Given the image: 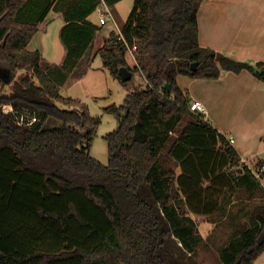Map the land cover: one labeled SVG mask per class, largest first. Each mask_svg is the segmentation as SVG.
Here are the masks:
<instances>
[{"label": "trees", "instance_id": "obj_1", "mask_svg": "<svg viewBox=\"0 0 264 264\" xmlns=\"http://www.w3.org/2000/svg\"><path fill=\"white\" fill-rule=\"evenodd\" d=\"M118 1L95 0L69 17L64 62L44 66L29 46L55 0H0V63L31 68L39 80L26 75L6 93L0 77V264H200V250L211 245L190 212L230 218L221 263L254 264L264 252V174L256 177L212 121L189 109L177 76L217 79L246 69L264 81V61L201 45L204 0H135L121 31L93 53L102 26L86 17ZM97 54L123 84L136 74L147 81L105 109L119 120L106 136L108 164L90 153L100 117L60 91ZM122 67L132 70L130 80H121ZM24 109L39 117L21 121ZM42 115L62 125L44 126Z\"/></svg>", "mask_w": 264, "mask_h": 264}, {"label": "crops", "instance_id": "obj_2", "mask_svg": "<svg viewBox=\"0 0 264 264\" xmlns=\"http://www.w3.org/2000/svg\"><path fill=\"white\" fill-rule=\"evenodd\" d=\"M94 4L95 0H55V8L46 19L62 18L64 26L69 17L76 20ZM107 6L115 21V4ZM101 15L98 7L86 19L101 27L107 24L101 23ZM198 21L201 45L236 60L264 61V0H204ZM177 81L191 100L204 103L207 118L223 135L235 138L232 145L242 161L251 165L264 163V81L246 69L239 73L224 71L217 79L179 74ZM202 223L209 230L219 221L210 218Z\"/></svg>", "mask_w": 264, "mask_h": 264}, {"label": "rangeland", "instance_id": "obj_3", "mask_svg": "<svg viewBox=\"0 0 264 264\" xmlns=\"http://www.w3.org/2000/svg\"><path fill=\"white\" fill-rule=\"evenodd\" d=\"M135 0H119L115 3L117 10L116 22L109 17L107 24L103 25L101 31L98 33L93 53L100 49L107 36L110 35L112 30L120 31L119 27L122 28L126 22ZM111 12V11H110ZM113 14V13H112ZM62 18L49 17L41 25V29L36 33L30 43L31 49H39L43 56V65L46 64H62L66 58L67 49L61 39V28L63 27ZM115 28V29H113ZM132 55L128 58L131 64H134ZM33 75V79L39 82L37 76L33 73V70L28 67L18 68L17 70H10L6 65L0 63V77L7 80L3 83L2 92L9 93L13 90L14 83L19 82L22 77L26 75ZM147 81L139 74L135 75L133 83L129 86L123 84L120 80L116 79L110 70L104 67L103 60L100 54H97L94 61L92 62L88 71L82 77H76L69 75L60 86V91L64 96H71L79 99L85 103L88 107L90 115L94 117H100L101 122L98 126L97 135L94 138L90 153L97 160L103 164L109 163V149L107 134L116 130L119 126L118 118L105 111V109L112 105H121L125 102V99L129 93L134 91L136 88H145ZM60 107L66 108L60 102H57ZM4 110H11V105H4ZM68 108V107H67ZM39 117L34 111L24 109L20 113L21 121L33 122L36 117ZM40 121L44 126H61L62 121L53 116H44ZM166 151L163 157H165ZM190 214L196 219L199 230L204 237H207L209 248L203 247L197 256L200 264H222L219 259L218 248L225 242L230 233L233 230V222L230 218H224L219 216L214 218V221H219L218 225L209 230H206L203 226L204 220H209L212 217L205 215H196L192 212ZM232 224V225H231ZM254 264H264V252L256 259Z\"/></svg>", "mask_w": 264, "mask_h": 264}, {"label": "built area", "instance_id": "obj_4", "mask_svg": "<svg viewBox=\"0 0 264 264\" xmlns=\"http://www.w3.org/2000/svg\"><path fill=\"white\" fill-rule=\"evenodd\" d=\"M99 10L101 11V23H106L109 17L112 16L110 10L108 9V6L105 2H103V5L99 7ZM189 109L193 112L203 114L207 117V108L204 105V103L201 100L195 99L190 102ZM228 140L231 144L235 142V138L233 136H229ZM244 164L248 165V167L252 170V172L255 174L256 177L261 178L264 174V164L260 167H257L256 164H248L246 161H242Z\"/></svg>", "mask_w": 264, "mask_h": 264}, {"label": "water", "instance_id": "obj_5", "mask_svg": "<svg viewBox=\"0 0 264 264\" xmlns=\"http://www.w3.org/2000/svg\"><path fill=\"white\" fill-rule=\"evenodd\" d=\"M196 67H197V62L192 64V69H196ZM120 76H121L122 81H128L133 77V72L128 67H122L120 69ZM5 81H7V80H5ZM166 87L170 88V85L167 84ZM263 239H264V233L262 234V236L260 238V242H262Z\"/></svg>", "mask_w": 264, "mask_h": 264}]
</instances>
